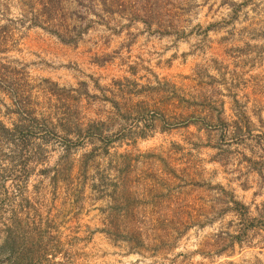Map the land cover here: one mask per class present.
I'll return each mask as SVG.
<instances>
[{
	"label": "rangeland",
	"instance_id": "1",
	"mask_svg": "<svg viewBox=\"0 0 264 264\" xmlns=\"http://www.w3.org/2000/svg\"><path fill=\"white\" fill-rule=\"evenodd\" d=\"M0 81V264H264V0H0Z\"/></svg>",
	"mask_w": 264,
	"mask_h": 264
},
{
	"label": "trees",
	"instance_id": "2",
	"mask_svg": "<svg viewBox=\"0 0 264 264\" xmlns=\"http://www.w3.org/2000/svg\"><path fill=\"white\" fill-rule=\"evenodd\" d=\"M2 80H4L3 82H7V80H9V78L8 79H6V78H4V77H2ZM1 82V81H0ZM1 84V83H0ZM1 86V85H0ZM246 116V115H245ZM249 118L247 117V120H248ZM248 127V125H242V126H237V128H239L241 131L242 130H245V128H247ZM263 128H264V125H263ZM257 142H258V144L261 146V148L264 150V129H262L261 130V132H260V134H259V136H258V140H257ZM250 161L252 162V163H254V164H259L260 166L262 165V166H264V159L262 160V161H255V160H253L252 158L250 159ZM259 168H261V167H259ZM237 204H240L239 202H237ZM16 220H17V218L14 220V223H16ZM256 221H261V222H264V217L263 218H253V219H249V220H247L246 221V223H244V227H243V229H244V231H246V229L247 228H250V227H252V226H255V222ZM13 239L15 240V238L13 237ZM16 241V240H15Z\"/></svg>",
	"mask_w": 264,
	"mask_h": 264
}]
</instances>
